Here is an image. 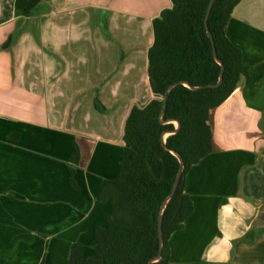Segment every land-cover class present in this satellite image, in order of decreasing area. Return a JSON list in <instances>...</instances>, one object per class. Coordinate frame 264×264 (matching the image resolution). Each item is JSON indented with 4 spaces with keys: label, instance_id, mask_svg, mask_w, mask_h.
Returning <instances> with one entry per match:
<instances>
[{
    "label": "crops",
    "instance_id": "0c3cea01",
    "mask_svg": "<svg viewBox=\"0 0 264 264\" xmlns=\"http://www.w3.org/2000/svg\"><path fill=\"white\" fill-rule=\"evenodd\" d=\"M15 2L0 0V264H69L113 214L100 183L119 175L132 107L154 98L152 25L172 3L42 0L22 17ZM225 33L252 82L210 112L213 152L186 175L194 212L169 264H264V0H241Z\"/></svg>",
    "mask_w": 264,
    "mask_h": 264
},
{
    "label": "trees",
    "instance_id": "16d2710c",
    "mask_svg": "<svg viewBox=\"0 0 264 264\" xmlns=\"http://www.w3.org/2000/svg\"><path fill=\"white\" fill-rule=\"evenodd\" d=\"M41 1L16 0V15L30 17ZM210 1L171 0L172 6L153 20L148 75L154 98L144 107H132L124 124L119 175L100 183L98 200L111 201L113 214L105 227H95L92 255L84 258V248L75 246L69 252V264H169V236L181 230L194 212L190 196L184 191L186 175L213 152L210 112L224 103L243 80L252 82L241 50L225 33L233 8L241 0H215L211 7L207 28L214 40L216 58L205 28ZM221 66L222 83L209 87L219 82ZM94 106L104 111L98 100ZM164 137L166 148L162 145ZM172 151L181 157L184 167L175 196L162 212L180 170ZM80 156L78 145L73 143L68 162V181L73 190L79 189L74 175ZM159 253V260L154 261Z\"/></svg>",
    "mask_w": 264,
    "mask_h": 264
},
{
    "label": "water",
    "instance_id": "95a60500",
    "mask_svg": "<svg viewBox=\"0 0 264 264\" xmlns=\"http://www.w3.org/2000/svg\"><path fill=\"white\" fill-rule=\"evenodd\" d=\"M214 1L215 0H211L210 1V4H209V7H207V11H206V15H205V28H206V31L208 32V34H209V37H210V40H211V42H212V51H213V55L215 56V58H216V51H215V47H214V40H213V38H212V36H211V34L209 33V31H208V28H207V22H208V17H209V14H210V10H211V7H213V4H214ZM222 76H223V67L221 66V72H220V79H219V82L214 86V85H210L209 87H218L221 83H222ZM174 87V85L173 86H171L170 88H169V90L171 89V88H173ZM166 101H167V97H165V99H164V101H163V110H162V114L164 113V111H165V106H166ZM175 124H176V128L178 129V123L177 122H175ZM164 139H165V137L162 139V145H163V147L164 148H166L165 147V142H164ZM172 153L177 157V159L179 160V163H180V170H179V173H178V175H177V177L175 178V182H174V185H173V188H172V191H171V194H170V196H168V198L166 199V201L163 203V205H162V212H163V210L165 209V206H166V204H167V202H168V200L169 199H171L172 198V196H175V193H176V191H177V188H178V185H179V181H180V178H181V176H182V170H183V167H184V164H183V162H182V160H181V157L179 156V155H177L176 153H174V151H172ZM162 212H161V214L159 215V218H158V239H159V242H160V249H159V252L161 253L162 252V248H163V229H162ZM160 253H159V255H158V257L154 260V261H158L159 260V258H160ZM151 262L152 261H150L149 262V264H151Z\"/></svg>",
    "mask_w": 264,
    "mask_h": 264
},
{
    "label": "rangeland",
    "instance_id": "374dc122",
    "mask_svg": "<svg viewBox=\"0 0 264 264\" xmlns=\"http://www.w3.org/2000/svg\"><path fill=\"white\" fill-rule=\"evenodd\" d=\"M175 124V123H174ZM175 126H176V124H175Z\"/></svg>",
    "mask_w": 264,
    "mask_h": 264
}]
</instances>
